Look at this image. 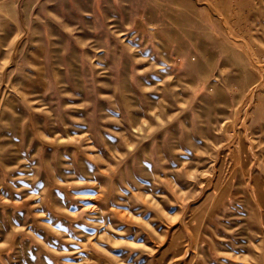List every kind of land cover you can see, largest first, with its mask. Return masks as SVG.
<instances>
[{
  "label": "rangeland",
  "instance_id": "1",
  "mask_svg": "<svg viewBox=\"0 0 264 264\" xmlns=\"http://www.w3.org/2000/svg\"><path fill=\"white\" fill-rule=\"evenodd\" d=\"M0 264H264V0H0Z\"/></svg>",
  "mask_w": 264,
  "mask_h": 264
},
{
  "label": "bare ground",
  "instance_id": "2",
  "mask_svg": "<svg viewBox=\"0 0 264 264\" xmlns=\"http://www.w3.org/2000/svg\"><path fill=\"white\" fill-rule=\"evenodd\" d=\"M12 10V9H11Z\"/></svg>",
  "mask_w": 264,
  "mask_h": 264
}]
</instances>
